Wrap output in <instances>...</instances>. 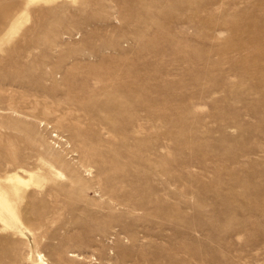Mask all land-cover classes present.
<instances>
[{
	"label": "rangeland",
	"instance_id": "374dc122",
	"mask_svg": "<svg viewBox=\"0 0 264 264\" xmlns=\"http://www.w3.org/2000/svg\"><path fill=\"white\" fill-rule=\"evenodd\" d=\"M8 175L0 264H264V0H0Z\"/></svg>",
	"mask_w": 264,
	"mask_h": 264
},
{
	"label": "bare ground",
	"instance_id": "6f19581e",
	"mask_svg": "<svg viewBox=\"0 0 264 264\" xmlns=\"http://www.w3.org/2000/svg\"><path fill=\"white\" fill-rule=\"evenodd\" d=\"M34 178V177H33ZM35 179V178H34ZM29 180H25L24 178L20 177L19 175H13L9 176L7 178V183H8V189H4L0 186V197L3 196H8V193L12 191L15 188H18L20 186H26ZM10 189V190H9ZM9 190V192H8ZM40 263H42V258L40 257Z\"/></svg>",
	"mask_w": 264,
	"mask_h": 264
},
{
	"label": "built area",
	"instance_id": "2783aa9c",
	"mask_svg": "<svg viewBox=\"0 0 264 264\" xmlns=\"http://www.w3.org/2000/svg\"><path fill=\"white\" fill-rule=\"evenodd\" d=\"M51 131H52V129H51ZM52 137H53V139L56 141V142H58V143H61L62 141V139L61 138H59V136H57V134L55 133V132H53L52 131Z\"/></svg>",
	"mask_w": 264,
	"mask_h": 264
}]
</instances>
